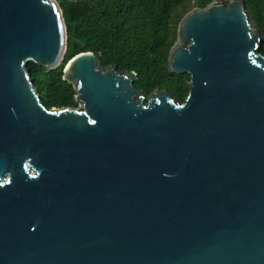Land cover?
<instances>
[{
	"label": "water",
	"instance_id": "95a60500",
	"mask_svg": "<svg viewBox=\"0 0 264 264\" xmlns=\"http://www.w3.org/2000/svg\"><path fill=\"white\" fill-rule=\"evenodd\" d=\"M68 43L57 0H0V264H264L263 39L244 1L181 20L183 102L88 52L64 70L78 107L48 109L28 64L58 69Z\"/></svg>",
	"mask_w": 264,
	"mask_h": 264
},
{
	"label": "trees",
	"instance_id": "16d2710c",
	"mask_svg": "<svg viewBox=\"0 0 264 264\" xmlns=\"http://www.w3.org/2000/svg\"><path fill=\"white\" fill-rule=\"evenodd\" d=\"M65 19L69 43L62 65L49 71L28 64L35 87L48 109L78 107L76 92L64 81L68 62L81 53H94L103 67L119 73L136 72L135 87L149 96L166 90L179 102L189 94L188 74L169 71L170 50L177 41L181 20L191 10L215 1L231 0H57ZM250 23L263 39L264 0H243ZM77 46V49H75Z\"/></svg>",
	"mask_w": 264,
	"mask_h": 264
}]
</instances>
